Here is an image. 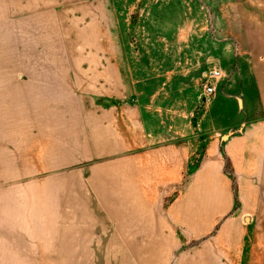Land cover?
<instances>
[{
	"label": "crops",
	"instance_id": "obj_1",
	"mask_svg": "<svg viewBox=\"0 0 264 264\" xmlns=\"http://www.w3.org/2000/svg\"><path fill=\"white\" fill-rule=\"evenodd\" d=\"M166 2L161 17L163 33L171 40L173 34L188 35L183 41L189 48L183 58L186 70L185 66L179 70L172 66L162 73L165 96L179 84H183L179 90L182 96L189 95L194 82L202 80L217 65L221 67V77L212 79L217 90L204 105L196 131L167 138L180 131L177 129H181L182 115L196 109L201 99V83L200 89L193 86L196 90L188 106L165 109L166 114L179 116L170 122L167 115V122L164 121L156 109L146 112L136 106H119L113 104L108 90L93 91L95 83L105 78V74L94 72L93 66L103 61V55L110 50L116 56L115 72L110 71L104 81L118 83L119 74L122 76L125 47L120 37L112 44V37L116 32L118 35L125 32L122 15L125 0H0V114L14 113V107L25 105L27 110L19 112L33 114L44 122L39 128L45 129L41 139L52 148L46 149L45 154L53 161L88 163L83 167L87 178L97 169L92 162L126 156L132 163L126 159L118 161L124 165L122 174L130 178L129 183L137 178L138 184L142 182L156 193L172 189L190 173L192 177H210L213 197L207 211L201 207L205 218L200 222L204 225L203 233L213 226L222 208V187L213 182L218 175L216 157L227 154L237 176L248 183L250 180L251 186L253 179L264 178V0ZM180 2L192 6H184L187 11H183ZM225 4L231 5L228 13L219 10ZM180 10L185 18L194 15L203 24L207 18L211 25L194 26V20L187 19L180 27L176 20L183 17ZM110 17L114 20L109 27ZM94 25L99 29H93ZM166 123H170L169 128ZM199 152L202 157L194 168L192 163ZM63 173L64 169L44 175L34 194L31 192L32 197H28L30 193L27 200L22 197L16 205L21 214L19 221H12L13 202L7 197L0 201V208L9 210L8 225L0 228V264H28L30 257L45 259L59 255L55 250L60 237L53 236L57 224L45 221L59 215L60 200L67 188L61 192L54 182L53 185L46 182ZM39 199L58 206L50 208L38 203ZM242 201L240 212L236 209L217 235L196 245L194 253L181 255L176 264H242L248 225L240 213L248 210L250 204L246 197ZM182 232L179 229V236ZM201 234L186 239L183 248Z\"/></svg>",
	"mask_w": 264,
	"mask_h": 264
},
{
	"label": "rangeland",
	"instance_id": "obj_2",
	"mask_svg": "<svg viewBox=\"0 0 264 264\" xmlns=\"http://www.w3.org/2000/svg\"><path fill=\"white\" fill-rule=\"evenodd\" d=\"M166 1L125 0L122 14L125 32L120 35L116 32L112 37V44L115 45L116 39L120 37V43L125 47L126 61H121L122 76H117L118 83L115 80L104 81L110 71L115 72L113 64L116 61L113 60L116 56L112 55L113 50H110V53L103 55V61L93 66L94 72L96 70L99 74H105L103 81L95 83L97 86L93 91L108 90L113 104L119 106H136L146 112L156 109L162 113L164 121L167 115L170 122L179 116L174 113L166 114L167 108L188 106L196 90L193 86L200 89L202 80L194 82L189 88V95L182 96L179 90L183 84H179L173 86V92L169 90L168 97L165 96V76H162V73L165 68L172 66L178 70L183 68L186 65L183 58L189 48L183 41L188 35L173 34L174 40H171L170 36L163 33L164 18L161 17ZM188 4L192 6V3ZM188 4L180 2V9L189 6ZM230 7L231 5L225 4L222 10H219L228 13ZM187 19L194 20V26L211 25L209 19L206 18L203 24L201 18L194 15H189V18L183 15L176 20L181 27ZM113 20L110 17L109 27L113 25ZM93 29L98 30L99 26L94 25ZM96 45H100L99 39L96 40ZM216 68L221 70L219 65ZM186 69L187 66L184 70ZM155 75L157 78L152 77ZM113 91L115 94L110 93ZM151 93L156 94V97H152ZM200 98L192 113L182 115L183 120L179 122L181 129H177L180 131L167 136L168 139L181 137L182 134L190 135L192 130H197L204 105L208 101ZM19 110L25 111L27 107L21 103L20 108H13L14 113L0 114V201L7 197L8 201L13 202L14 206L10 211L12 221L20 220L17 203L22 197L27 200L29 193L34 194L38 181L43 182L44 175L64 169L61 176L49 179L46 184L53 185L54 182L61 192L67 188L66 194L62 195L60 200L59 215L50 216L51 221H45L57 224L53 236L60 237L59 246L55 250L59 255L45 259L30 257L28 264H39L42 261L44 264H176L181 255L194 253L196 245L217 235L224 221L244 205V197L250 204L248 210L240 213L242 221L248 225L242 264H264V241H261L264 240V192L261 193L264 190L261 185L264 178L253 179L251 186L250 180L248 183L247 179L237 176L227 154H222L214 160L218 175L214 177L213 182L214 185L222 187L221 213L214 219L213 226L202 233L204 225L200 222L205 218L201 207L207 211L211 205L209 200L213 197L209 187L210 177H192L190 173L188 177L180 178L172 189L165 188L156 193L150 191L142 182L139 181L138 184L137 178L129 183L130 178L122 174L124 165L118 160L127 161L131 158H112L114 155H109L111 159L104 160L103 163L92 162L93 166L97 165V169L93 167L95 174L87 178L83 167L88 166V163L50 159L51 156L45 152L46 149L52 151V148L45 146L44 140L41 139L45 129H39L44 122L38 121L37 116L33 114L21 113ZM166 125L167 128L170 127V123ZM201 157L202 153L199 152L192 167L199 165ZM77 168L80 169L75 170ZM70 170L73 171L70 173ZM32 194L28 197L31 198ZM195 196L201 199L198 200ZM38 203L47 204L50 208V205H57L51 204L50 200H40ZM7 211L9 210L0 208L1 229L8 225ZM179 229L183 230L182 236H179ZM198 234H201L198 236L201 238L193 239L194 242L183 248L186 239Z\"/></svg>",
	"mask_w": 264,
	"mask_h": 264
},
{
	"label": "built area",
	"instance_id": "obj_3",
	"mask_svg": "<svg viewBox=\"0 0 264 264\" xmlns=\"http://www.w3.org/2000/svg\"><path fill=\"white\" fill-rule=\"evenodd\" d=\"M222 73L221 70L218 68H212L203 78L201 81L202 86V93L201 97L203 99H208L212 95L215 94L217 88L212 83V79L216 77H221Z\"/></svg>",
	"mask_w": 264,
	"mask_h": 264
}]
</instances>
